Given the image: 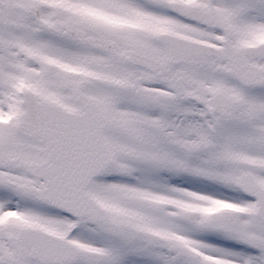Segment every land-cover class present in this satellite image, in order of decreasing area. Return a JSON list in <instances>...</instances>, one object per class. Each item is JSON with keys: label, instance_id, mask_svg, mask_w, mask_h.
Segmentation results:
<instances>
[{"label": "snow or ice", "instance_id": "1", "mask_svg": "<svg viewBox=\"0 0 264 264\" xmlns=\"http://www.w3.org/2000/svg\"><path fill=\"white\" fill-rule=\"evenodd\" d=\"M0 264H264V0H0Z\"/></svg>", "mask_w": 264, "mask_h": 264}]
</instances>
